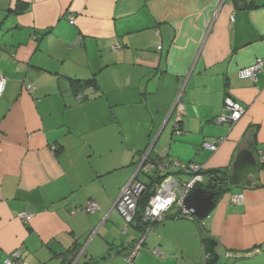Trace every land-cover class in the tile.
<instances>
[{
	"label": "crops",
	"instance_id": "1",
	"mask_svg": "<svg viewBox=\"0 0 264 264\" xmlns=\"http://www.w3.org/2000/svg\"><path fill=\"white\" fill-rule=\"evenodd\" d=\"M244 1L0 0L3 257L20 250L29 264H126L142 229L134 222L124 232L115 202L160 131L157 150L206 170L232 173L241 149H264V68L256 83L239 76L264 60V0ZM94 75L103 93L71 88L69 78ZM179 96L184 131L173 137ZM226 96L246 107L232 127L216 122ZM220 138L217 151L203 148ZM258 175L231 186L202 224L201 237L217 243L216 264H264V166ZM238 193L245 201L233 203ZM93 200L100 209L87 213ZM186 221L194 220L162 222ZM185 229L157 231L139 263L207 264L204 243L187 251L195 232Z\"/></svg>",
	"mask_w": 264,
	"mask_h": 264
},
{
	"label": "built area",
	"instance_id": "2",
	"mask_svg": "<svg viewBox=\"0 0 264 264\" xmlns=\"http://www.w3.org/2000/svg\"><path fill=\"white\" fill-rule=\"evenodd\" d=\"M74 19L71 20V23ZM115 49L120 46H115ZM159 46L158 49H161ZM264 60L258 59L250 66L239 70L241 78L250 79L253 83L258 81V75L263 70ZM7 85V78L0 73V97L3 96ZM185 105L179 96L173 105V133L178 135L183 133V118ZM246 112V107L231 96L225 98V113L216 118L217 123L228 124L232 127L234 123L239 121ZM222 138L213 141H205L203 148L210 151H217L222 143ZM55 148V147H54ZM151 145L142 153V157L137 165V170L134 177L125 185L118 199L115 202V208L119 211L125 220L124 232L129 231L132 223H136L138 212V201L142 194L147 190L146 181L138 179V174L153 175L155 184V192L150 197L146 207L141 212L140 223L145 225L142 230V235L131 246H129L125 255L126 264H136V260L140 255L141 249L145 243L147 233L153 230V225L165 219L166 214L174 207L182 206L185 198L196 187L201 186L206 182L204 172L206 167L204 164L196 161H182L176 158L166 160L169 155L168 149L151 150ZM151 150V151H150ZM257 159L259 164L264 165V149L257 150ZM178 175H185L186 178H179ZM233 203H242L245 201L244 193L234 194L231 198ZM87 213H95L100 209L97 201H91L90 204L83 208ZM184 210V209H183ZM185 212V211H184ZM25 222H29L33 215L31 213H21L19 215ZM253 251H260L255 249ZM0 262L3 264H29L24 258L23 251L17 250L3 257L0 254ZM71 264H76L74 261Z\"/></svg>",
	"mask_w": 264,
	"mask_h": 264
},
{
	"label": "water",
	"instance_id": "3",
	"mask_svg": "<svg viewBox=\"0 0 264 264\" xmlns=\"http://www.w3.org/2000/svg\"><path fill=\"white\" fill-rule=\"evenodd\" d=\"M237 3L245 4V1L237 0ZM172 114L173 108L170 115ZM161 133L162 131L158 133L153 143L151 144V150L159 149L157 147V143L161 136ZM260 168V164L254 151L248 147L241 149L232 166V173L229 177L230 185H250L252 182H255L259 179L258 173L260 171ZM215 198V192L203 188L202 186H198L185 198L183 202V209L185 213L189 214L191 217L197 218L199 221L204 223V221L216 206L217 202ZM203 243L205 245L204 251L207 257L206 263L216 264L220 259V254L215 249V246L217 244L216 241L209 237H206L203 239Z\"/></svg>",
	"mask_w": 264,
	"mask_h": 264
},
{
	"label": "trees",
	"instance_id": "4",
	"mask_svg": "<svg viewBox=\"0 0 264 264\" xmlns=\"http://www.w3.org/2000/svg\"><path fill=\"white\" fill-rule=\"evenodd\" d=\"M250 1V5L251 6H255L257 5L256 1L257 0H249ZM21 5H19V2H17L16 4V8H20ZM3 26V22H0V31L1 28ZM47 32V31H45ZM44 32V33H45ZM44 33H42V36L44 35ZM264 68V67H263ZM262 72V71H261ZM260 74V73H259ZM70 81V85L71 88L74 90V92L76 94L80 93L81 91L89 88V87H94V89L96 90V93L101 94L103 93V91L100 88V85L98 83V79L97 77L94 75L91 78L88 79H79V78H69ZM89 96H82L81 98L83 99H87ZM55 149H57L55 147ZM253 149V148H251ZM257 149V148H256ZM264 166L263 164H260V167ZM205 177H206V182L203 183L201 186L203 188H206L208 190H211L213 192L216 193V202H218L220 200V198L227 193L230 188V182H229V177L231 175V167H220V168H212V169H207L205 172ZM147 176L149 177L148 181L146 182L148 187L147 190L142 194V196L139 198L138 201V212H137V216H136V221L138 223V226L141 227V229L143 230L145 225H143V223L141 224V212L144 210V208L146 207L150 197L152 196V194L155 192V184L153 180V175L151 174H147ZM181 217H191L189 214L185 213L183 210L182 206H178V207H174L171 211H169L166 216L165 219H172V218H181ZM194 221L197 220V218L195 217H191ZM162 222V221H161ZM198 222L200 223L201 221L198 220ZM133 224V223H132ZM157 223H155L153 225H156ZM204 226V223H202ZM209 232L208 230H204L202 233H207ZM251 251V250H250ZM253 251V250H252ZM106 257H103L102 259H104ZM97 261H95L96 263ZM90 264H94V262L90 263Z\"/></svg>",
	"mask_w": 264,
	"mask_h": 264
},
{
	"label": "rangeland",
	"instance_id": "5",
	"mask_svg": "<svg viewBox=\"0 0 264 264\" xmlns=\"http://www.w3.org/2000/svg\"><path fill=\"white\" fill-rule=\"evenodd\" d=\"M173 137L175 136V137H177V136H179L178 134H176V133H173V135H172ZM165 139H163V141H164ZM167 141H170V135H169V138L167 139ZM160 142H162V140L160 141ZM166 146H168V143H167V145ZM164 149H168V147H164L163 148V150ZM168 152H169V155H168V157L166 158V160H169V159H172V157H170V155H171V152H170V149H168ZM173 156V155H172ZM140 176H141V178H143L146 182L148 181V179H149V177L147 176V175H143V174H140ZM177 177H179V178H186L187 176H185V175H178ZM229 192V191H228ZM227 192V193H228ZM226 194V193H225ZM224 194V195H225ZM223 195V196H224ZM165 221H167V220H165ZM186 224H182V223H180V225L181 226H175L176 225V223H174V225H173V223H170V224H166V222L165 223H163V222H159V223H157V227L156 228H153V231H151L150 232V236H149V238H148V245L146 246V245H143V247H142V253H146L147 252V247H149V243H150V240L152 239V238H154L156 235V233H157V231L159 232V230L160 229H162V231L164 232V233H167V231L168 232H173V231H175V229H181V228H183V229H185L184 231H187V228L189 227V228H191V229H193V231L195 232V236L193 237V238H190L189 240H188V244H189V248H188V250L187 251H203V247H202V243H203V238L201 237V234H202V231H201V229H202V223L203 222H198V219L197 220H195V221H191V222H185ZM165 224H166V226H165ZM187 224H188V227H187ZM167 229H166V228ZM158 228V229H157ZM165 251V250H164ZM166 251H174L171 247H169ZM222 260H224V258L222 259ZM137 264H140L139 263V260L137 259ZM158 263V262H157ZM99 264H104V263H102V262H100ZM169 264H175V260H173V262H171V263H169Z\"/></svg>",
	"mask_w": 264,
	"mask_h": 264
},
{
	"label": "bare ground",
	"instance_id": "6",
	"mask_svg": "<svg viewBox=\"0 0 264 264\" xmlns=\"http://www.w3.org/2000/svg\"><path fill=\"white\" fill-rule=\"evenodd\" d=\"M147 234H149V233H147Z\"/></svg>",
	"mask_w": 264,
	"mask_h": 264
}]
</instances>
